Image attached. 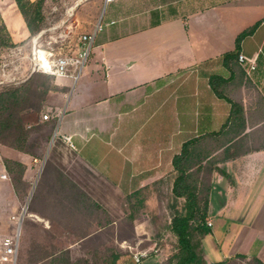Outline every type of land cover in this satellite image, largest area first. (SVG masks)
Wrapping results in <instances>:
<instances>
[{
	"label": "crops",
	"instance_id": "0c3cea01",
	"mask_svg": "<svg viewBox=\"0 0 264 264\" xmlns=\"http://www.w3.org/2000/svg\"><path fill=\"white\" fill-rule=\"evenodd\" d=\"M171 14L160 15L158 24L152 18L100 39L91 54L99 59L76 88L57 77L71 93L62 119L55 111L69 91H51L46 100L58 117L56 129H61L54 152L59 158L58 153L68 152L70 163L83 166L85 177L93 180L84 189L99 200L97 196L127 195L167 178L171 191L174 155L186 141L198 138V153L211 149L207 159L228 173L216 169L211 175V232L203 240L207 262L240 252L264 262V0H185ZM0 25L15 44L4 47L1 56L8 55L9 63L19 67L20 79L29 77L28 58L40 33L32 34L16 0H0ZM252 26L239 43V55L255 56L256 68L249 70L239 56L224 63V54L237 46V36ZM212 75L222 77L217 90L228 99L212 88ZM36 115H24L27 126L38 123ZM3 167L0 177L6 178ZM233 195L242 196L239 202L248 219L225 251L217 237L230 224L226 216L218 217L237 205ZM56 214L53 205L33 213L49 226Z\"/></svg>",
	"mask_w": 264,
	"mask_h": 264
},
{
	"label": "rangeland",
	"instance_id": "374dc122",
	"mask_svg": "<svg viewBox=\"0 0 264 264\" xmlns=\"http://www.w3.org/2000/svg\"><path fill=\"white\" fill-rule=\"evenodd\" d=\"M184 1L116 0L106 4L104 0H48L43 7L41 22L43 29L39 32L37 46L54 52L56 56L76 55L80 58L87 48V44L82 42V36L91 32L95 34L91 53L86 58L78 77H58L68 82L72 90L82 81L86 71H91L96 65L99 57L91 54L95 43L100 39L111 36L123 27L129 31L142 26L152 18H157V12L159 16H170L174 11L181 10ZM112 20L114 24L111 23ZM100 25H102L101 29ZM128 38H130L129 41L133 39L131 36ZM3 52L5 51L1 47L0 89L8 82L18 84L28 78L24 76L18 81H7L10 76L16 75L17 70L14 67L15 63L10 64L7 60L8 55L1 56ZM30 56L28 62H30ZM5 79L7 80L4 81ZM70 93L69 91L59 109L55 111L59 114V119L63 118L69 108ZM55 113L52 109L45 107L36 115L37 126L41 128L33 132L32 142L39 146L36 151L39 159L30 158L11 148L0 147V175L4 169V155L27 160L31 166L27 177L29 186L19 183L23 196H20V192L14 189L9 176L0 177V253L3 249L2 241L9 237L19 241L17 264H48V260L40 261L41 257L63 248L70 249L73 259L101 258L106 248L112 245L128 253L122 258L121 264H129L133 255L142 258L140 264H166L174 250L176 239L173 234L162 227L170 221L174 208L181 209L184 202L183 199L173 198L169 178L156 181L158 182L156 187L154 183L148 185V188L143 189L142 187V194L131 198L129 194L108 193L97 196L100 199L96 200L88 194L92 198L90 204L88 206L77 205L72 196L63 197L62 193L66 191L60 188V183L55 179L56 171H60L83 189L92 186L93 180L85 177L83 166L80 163H70L72 156L68 152L58 153L61 155L60 158L55 154L53 142L58 140V132L61 129L59 127L56 130L58 122L52 129L54 121L45 123L43 117L44 114L50 117ZM50 130L52 135L47 140L46 136ZM47 159L52 165L41 177ZM75 171L78 172V177L74 176ZM36 188L37 196L33 207L37 210L38 207L44 209L45 207L51 208L53 205L57 211L56 221H50L52 223L50 226L37 219L32 212H27V209L25 211L28 199L31 196L29 205ZM241 197L233 195L232 198L237 199V205H230L221 217H218V220H222L223 216H226L227 225L230 224L226 228H221V236L217 237L225 251L233 245L238 232L243 229L242 224L248 219L244 204L239 202ZM65 201L68 205L67 209L63 207ZM65 210L69 211L68 214H65ZM132 213L135 214L133 221L129 218ZM213 217L217 220V216ZM111 220L113 223H109ZM96 221L97 225H95ZM83 232L91 235L79 241ZM208 242V240L205 242L207 248H209ZM218 248L220 251L221 247ZM235 254L238 253L233 255ZM247 256L249 259L252 255ZM248 259H240L239 264H249Z\"/></svg>",
	"mask_w": 264,
	"mask_h": 264
},
{
	"label": "trees",
	"instance_id": "16d2710c",
	"mask_svg": "<svg viewBox=\"0 0 264 264\" xmlns=\"http://www.w3.org/2000/svg\"><path fill=\"white\" fill-rule=\"evenodd\" d=\"M16 1L32 34L36 35L43 29L41 23L43 7L48 0H38L35 3L30 0ZM156 15L157 18L152 19L153 25L160 22L159 12ZM254 27L247 28L237 36V46L234 50L224 54V63L228 64L229 61L237 60L241 39L252 32ZM11 46H15V44L8 42L7 35L3 32V26L0 25V48ZM90 53L91 48L89 55ZM56 79L53 74L34 71L24 81L18 84L8 82L0 89V147L17 150L30 158H40L36 152L39 146L33 144L32 134L41 126H37V124L27 126L24 115L30 111L40 113L46 107V100L51 91H69V87L58 84ZM219 80H222L221 76L212 75L210 84L220 97H226L217 90L216 84ZM232 103L235 108L237 104L235 102ZM50 121H54L53 129L56 126V122H58V117L50 116L48 119H44L45 123ZM51 135L50 130L46 139L48 140ZM198 142V138L186 141L181 152L175 154L172 160L175 173L171 194L175 200L183 199L184 202L181 209L174 208L170 221L162 227L173 234L176 239L174 250L166 264H239L240 259H248L246 254L238 253L211 263H208L205 258L203 240L211 232V227L207 221L211 175L216 169L224 175L228 176V173L223 168H215L213 158L207 159L212 152L211 149L202 150V153H198ZM3 162L14 189L20 192V196H23L19 183L29 186L26 177L31 167L29 162L7 155L3 156ZM50 165L52 164L47 159L41 177L45 175ZM55 179L60 183V188L66 191L62 193L63 197L72 196L77 205L88 206L90 204L92 198L76 182L64 176L60 171H56ZM161 182L163 183V181ZM157 184L158 182H154L153 185L156 187ZM148 187L145 186L143 189ZM143 189L130 193L129 197L142 194ZM36 196L37 188L27 207V212L36 213V208L33 207ZM63 205L64 208H68L66 201ZM65 211V214H68L69 211ZM129 218L133 221L135 214H130ZM109 223H113L112 220ZM89 235L91 234L83 232L80 236L86 238ZM125 255H128V253L112 245L106 248L101 258L80 257L73 259L70 249L63 248L49 255H43L40 261L48 260V264H121ZM141 260L142 258H140ZM248 260L249 264H264L256 255H252Z\"/></svg>",
	"mask_w": 264,
	"mask_h": 264
},
{
	"label": "built area",
	"instance_id": "2783aa9c",
	"mask_svg": "<svg viewBox=\"0 0 264 264\" xmlns=\"http://www.w3.org/2000/svg\"><path fill=\"white\" fill-rule=\"evenodd\" d=\"M116 0H104L107 4ZM114 23V21H112ZM102 25H100V29ZM98 31V29H96ZM95 34L93 32L84 34L82 36V42L87 44L86 50L81 54L80 58L78 56H68V55H55L52 51H47L41 49L34 45L32 54L30 56L31 71H42L55 75L56 77H73L77 78L79 71L83 67L86 58L89 56V51L94 41ZM240 62L249 65V70L256 68V57H249L244 54L239 55ZM17 70L19 67L14 66ZM11 77V78H10ZM9 80L4 81H18L20 78L17 75L10 76ZM44 119H48L49 115L44 114ZM64 140L71 143L70 136H63ZM72 147L73 144L71 143ZM6 177V174L2 175ZM209 225L211 223L209 222ZM3 249L0 253V264H17L18 253H19V241L15 238H5L2 241Z\"/></svg>",
	"mask_w": 264,
	"mask_h": 264
},
{
	"label": "water",
	"instance_id": "95a60500",
	"mask_svg": "<svg viewBox=\"0 0 264 264\" xmlns=\"http://www.w3.org/2000/svg\"><path fill=\"white\" fill-rule=\"evenodd\" d=\"M56 130H57V129H56ZM56 132H57V131H56ZM56 132H55V135H56ZM55 135H54V136H55ZM30 197H31V196H30ZM30 197H29V199H30ZM29 199H28V202H29ZM28 202H27V204H26L25 211H26V209H27ZM129 264H140V257H139L138 255H133L132 258H131V260H130V262H129Z\"/></svg>",
	"mask_w": 264,
	"mask_h": 264
}]
</instances>
